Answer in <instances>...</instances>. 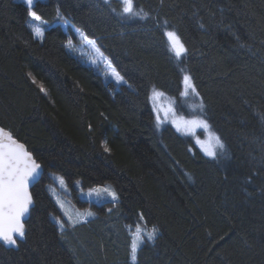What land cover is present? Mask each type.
Listing matches in <instances>:
<instances>
[{
  "label": "trees",
  "instance_id": "obj_1",
  "mask_svg": "<svg viewBox=\"0 0 264 264\" xmlns=\"http://www.w3.org/2000/svg\"><path fill=\"white\" fill-rule=\"evenodd\" d=\"M31 8L48 24L40 40L24 1L0 0V125L43 167L25 235L0 242V264H264V0H135L143 19L121 17L120 0ZM71 26L125 83L67 49ZM184 76L224 145L215 159L156 126L151 91L179 98ZM50 172L73 192L110 182L117 200L59 228ZM139 222L158 232L132 260L128 227Z\"/></svg>",
  "mask_w": 264,
  "mask_h": 264
},
{
  "label": "rangeland",
  "instance_id": "obj_2",
  "mask_svg": "<svg viewBox=\"0 0 264 264\" xmlns=\"http://www.w3.org/2000/svg\"><path fill=\"white\" fill-rule=\"evenodd\" d=\"M23 1L29 9L27 24L34 37L40 40L43 35V30L48 24L41 18L40 20H35L33 17H31L30 12L34 11L28 6L27 0ZM58 21L65 29H69V21L61 18ZM64 21H67V23ZM37 29L42 32V35L37 34ZM77 29L78 28L71 26V37L66 43L67 49L79 57L82 62L98 69V71L101 72L106 78L114 80L117 84L125 83L126 81L123 78L122 80H117L115 75L117 71L110 63L109 59L101 51L96 41L93 38L87 37L79 29V32H77ZM81 33L83 35H81ZM89 40L94 41L95 43L90 44L88 42ZM69 41H71V46H69ZM184 77L179 98L171 97L157 89H153L151 91L150 102L153 109L156 126L161 127L165 124H171L177 129L179 133L188 136L193 141H195L204 153V148H214L215 151H217L218 147L215 146V141L212 139V136H217V134L211 129V127L209 126L207 129H205L199 123H192L193 121H206V119L202 113L199 97L193 90V86L188 87L184 81ZM155 93H159V95H154ZM49 176L51 177V182L46 183V188L61 213L60 216H57L54 213H50L49 216L54 222L57 223L59 228L64 226L62 219H65L70 223H76L93 215L94 211L91 207L92 204H101L105 201L117 200V195L116 199H113L105 192L94 191L107 187L110 191L115 192L114 187L110 182L82 188L79 185V182L76 181V189L73 192L72 188L66 184L64 178L60 174L50 172ZM61 180H63V183H61ZM73 196L75 197L73 198ZM89 213H91V215H89ZM137 227H139L141 230L139 234H137ZM128 229L131 234V245L133 241H136L138 246L140 245L141 241L147 239L148 233H153L154 238V235H156L158 232L155 227L146 226L143 222H139L134 226H129ZM133 255L135 257L136 252L133 254L131 251L130 256L132 260H134Z\"/></svg>",
  "mask_w": 264,
  "mask_h": 264
},
{
  "label": "snow or ice",
  "instance_id": "obj_3",
  "mask_svg": "<svg viewBox=\"0 0 264 264\" xmlns=\"http://www.w3.org/2000/svg\"><path fill=\"white\" fill-rule=\"evenodd\" d=\"M120 3L122 5V12L119 13L121 17L145 18L144 15H142V9L140 11L135 10V0H120ZM27 4L31 7L33 5V0H27ZM113 11H115V9H113ZM30 16L35 20H40V17L35 12H30ZM64 22L67 23V21ZM76 31L79 32L78 29ZM36 32L38 35H42V32L39 29H37ZM81 35L83 34L81 33ZM166 35L169 37L172 48L176 50V55L180 56L185 50L183 44L179 41V37L174 32H167ZM88 42L90 44L95 43L91 40ZM69 46H71V41H69ZM115 75L117 80H122V77H120L118 73ZM184 81L188 87H192L190 84V77L185 76ZM154 95H159V93H155ZM192 123H199L205 129L209 127L206 121H193ZM0 132H3V130L0 129ZM212 139L215 141V146L222 151L224 145L220 138L213 135ZM19 147L22 148V146ZM204 151L206 155L213 159L217 156V152L214 148H204ZM22 156L26 159H31L30 153L18 154L15 152H0V241L10 246L16 245L17 241L15 237L23 238L25 235L24 224L21 218L27 213L28 205L31 203V197L26 191V185L29 178L36 179V176L39 175L37 169H39L40 165L36 164L34 161H32L30 169L22 170L20 168ZM61 183H63V180H61ZM94 191L105 192L113 199H116V193L110 191L107 187ZM89 215H91V213H89ZM140 231V228L137 227V234H139ZM147 239H153V233H148ZM137 248V242L133 241L131 245V251L133 254L137 251ZM133 259H135L134 255Z\"/></svg>",
  "mask_w": 264,
  "mask_h": 264
},
{
  "label": "water",
  "instance_id": "obj_4",
  "mask_svg": "<svg viewBox=\"0 0 264 264\" xmlns=\"http://www.w3.org/2000/svg\"><path fill=\"white\" fill-rule=\"evenodd\" d=\"M0 129L3 130V132H0V152H15L18 154L30 153L31 159H26L23 156L21 157L20 168L22 170L30 169L32 166V161H34L36 164L40 165L39 169H37V172L39 173V175L36 176V179L29 178L27 185H26V191H27L28 195L31 197V203L28 205L27 213L24 215V217L21 218L22 222L24 224V232H25V221L27 220L29 213H30V209L34 203L33 197L31 195V187L40 179L42 172H43V167L35 159L33 154L27 149V147L25 146L24 143L19 141L17 138L13 137L11 132L8 129L2 127L1 125H0ZM19 146H22V148ZM14 237H15V234H14ZM15 238H16V241L23 239V238H19V237H15ZM0 242H2V241H0ZM6 246H10V245H6ZM16 246H17V242H16L15 246H11V247L15 248Z\"/></svg>",
  "mask_w": 264,
  "mask_h": 264
}]
</instances>
